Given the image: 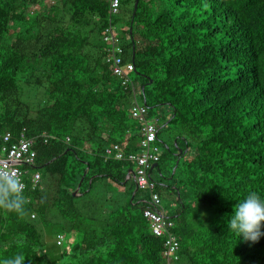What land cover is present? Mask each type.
<instances>
[{
  "label": "trees",
  "instance_id": "trees-1",
  "mask_svg": "<svg viewBox=\"0 0 264 264\" xmlns=\"http://www.w3.org/2000/svg\"><path fill=\"white\" fill-rule=\"evenodd\" d=\"M120 3L129 38L119 44L135 89L106 61L103 32L116 20L107 0H0V148L5 133L13 143L24 132L36 151L28 169L41 174L24 192L23 215L0 208V255L166 264V238L143 213L151 191L138 188L134 162L105 157L114 144L139 153L149 121L160 148L151 113L160 107L180 132L150 169L180 243L172 264H264V235L244 240L227 225L245 194L264 195V0ZM134 104L145 106L144 120ZM163 195L176 197L172 215ZM51 226L59 231L48 239Z\"/></svg>",
  "mask_w": 264,
  "mask_h": 264
},
{
  "label": "built area",
  "instance_id": "built-area-1",
  "mask_svg": "<svg viewBox=\"0 0 264 264\" xmlns=\"http://www.w3.org/2000/svg\"><path fill=\"white\" fill-rule=\"evenodd\" d=\"M110 4L112 14L120 11V0H107ZM103 41L109 46L106 61L112 65L113 75L119 78L122 85L135 89L130 73L135 69L133 62H124V49L119 44L120 35L116 28L109 25L103 32ZM146 108L143 105L134 104L132 115L144 120ZM140 141L141 151L135 154L126 155L119 144L110 146L105 151L107 159L129 160L134 162V178L138 188L151 191L149 206L143 211L144 217L149 221L150 227L157 236H164L163 255L166 264H172L179 258L180 243L173 232L174 220L165 215L161 208L160 195L154 192L155 182L150 179V169L160 159V148L154 144L157 139L158 128L153 121L145 122L142 129ZM12 135L7 132L3 136L4 144L0 148V171H11L21 178V189L24 192L28 189H35L41 183V174L38 171H30L28 168L34 164L36 151L33 140L28 138L24 132L15 141L11 142ZM63 236H59V243Z\"/></svg>",
  "mask_w": 264,
  "mask_h": 264
},
{
  "label": "clouds",
  "instance_id": "clouds-1",
  "mask_svg": "<svg viewBox=\"0 0 264 264\" xmlns=\"http://www.w3.org/2000/svg\"><path fill=\"white\" fill-rule=\"evenodd\" d=\"M26 197L21 189V178L11 171H0V208L23 215ZM264 222V195L249 191L239 200L227 219L228 228L238 234L239 238L257 241L261 235V224ZM7 245H0L6 248ZM25 256L16 252L11 255H0V264H24Z\"/></svg>",
  "mask_w": 264,
  "mask_h": 264
},
{
  "label": "rangeland",
  "instance_id": "rangeland-1",
  "mask_svg": "<svg viewBox=\"0 0 264 264\" xmlns=\"http://www.w3.org/2000/svg\"><path fill=\"white\" fill-rule=\"evenodd\" d=\"M115 20V28L117 30V32L119 33V35H121V38L124 40H128V35L124 34V28L126 27L127 24V11L125 10V8L123 10H121L118 14L114 15ZM131 78L136 80V75L134 72L130 73ZM149 88V86H147V89ZM151 113H152V117L154 119H158V124H159V146H160V151H162V149H166V145H172V143L175 140V137L178 136L180 134L179 129H177L176 127H174L173 124H166V120H164V108H160V107H155L151 109ZM168 154V153H167ZM167 159L164 161L162 167L165 170V173H167L168 169L171 167V164L173 163V159L171 158L170 155H166ZM155 176H158V170L156 169V171L154 172ZM96 186L94 185L91 192L87 193L86 196L84 197L85 200H89L91 199V197L93 196L91 193H94L96 191ZM106 189V188H105ZM104 193H107V190H104ZM143 191V190H142ZM144 192V191H143ZM142 192V193H143ZM140 193V194H142ZM176 197L175 195H172L169 197H166V195H163V205L165 206L166 209V213L168 214H173V210L177 207V203L175 202ZM58 228H55V226H51V228H49V236L48 239H50L51 237L55 238V235L57 233ZM70 244V239H66L63 243V247H68ZM56 249V248H54Z\"/></svg>",
  "mask_w": 264,
  "mask_h": 264
},
{
  "label": "water",
  "instance_id": "water-1",
  "mask_svg": "<svg viewBox=\"0 0 264 264\" xmlns=\"http://www.w3.org/2000/svg\"><path fill=\"white\" fill-rule=\"evenodd\" d=\"M136 8V7H135ZM157 164H153V168L156 167ZM129 174H132V170L129 171ZM80 187V185L78 186V188ZM77 191V190H76ZM74 195H75V192H74Z\"/></svg>",
  "mask_w": 264,
  "mask_h": 264
}]
</instances>
